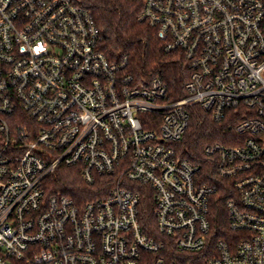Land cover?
Returning a JSON list of instances; mask_svg holds the SVG:
<instances>
[{"label":"built area","instance_id":"1","mask_svg":"<svg viewBox=\"0 0 264 264\" xmlns=\"http://www.w3.org/2000/svg\"><path fill=\"white\" fill-rule=\"evenodd\" d=\"M134 1L165 51L184 54L185 97L110 61L74 0H0V264H264V0ZM194 106L234 123L230 145L205 148L233 181L225 239L210 219L217 189L178 151ZM60 167L108 194H51Z\"/></svg>","mask_w":264,"mask_h":264},{"label":"trees","instance_id":"2","mask_svg":"<svg viewBox=\"0 0 264 264\" xmlns=\"http://www.w3.org/2000/svg\"><path fill=\"white\" fill-rule=\"evenodd\" d=\"M93 15L101 29L100 50L112 62L128 61L127 71L138 83H146L153 77H160L168 86L170 100L186 96L185 85L190 71L182 52L168 53L155 30L138 17L142 5L134 0H74ZM190 124L178 151L183 158L200 167L204 184L217 189L210 204V219L215 238H228L226 204L234 196L233 181L221 178L216 160L208 157L205 148L210 144L230 145L229 138L235 137L231 121L218 123L199 106L190 108ZM51 194L71 197L84 205L105 197L108 190L103 183L88 185L75 168L60 167L47 182ZM142 219L147 225H154L152 198L145 197ZM182 264H203L205 257L200 254H182Z\"/></svg>","mask_w":264,"mask_h":264}]
</instances>
